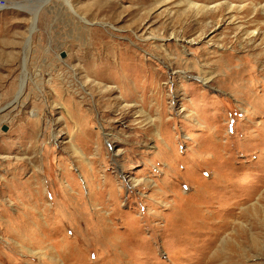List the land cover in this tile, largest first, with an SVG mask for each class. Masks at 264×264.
Returning a JSON list of instances; mask_svg holds the SVG:
<instances>
[{
    "label": "rangeland",
    "instance_id": "1",
    "mask_svg": "<svg viewBox=\"0 0 264 264\" xmlns=\"http://www.w3.org/2000/svg\"><path fill=\"white\" fill-rule=\"evenodd\" d=\"M3 1L0 264H264V0Z\"/></svg>",
    "mask_w": 264,
    "mask_h": 264
},
{
    "label": "bare ground",
    "instance_id": "2",
    "mask_svg": "<svg viewBox=\"0 0 264 264\" xmlns=\"http://www.w3.org/2000/svg\"><path fill=\"white\" fill-rule=\"evenodd\" d=\"M189 4H190V7H195V8H197V9H200V10H202V11H206L207 9H208V7H207V5H199V4H197V3H195L194 1H190L189 2ZM222 5V4H221ZM217 6H215V8H216ZM234 5H232V3L230 2V4H229V8L231 9V10H233L234 9ZM36 21V20H35ZM36 23V22H35ZM35 23H34V27H33V31L35 30ZM31 41V37L29 38V40H28V42H30ZM26 60V59H25ZM203 80H206V79H204V78H202ZM25 82H26V80L25 79H23V81H22V87H21V89H20V92H19V94L17 95V97L15 98V100H13L9 105H11V104H14L15 102L17 103V102H19V99H20V97H21V95H22V93H23V91H24V87H25Z\"/></svg>",
    "mask_w": 264,
    "mask_h": 264
},
{
    "label": "built area",
    "instance_id": "3",
    "mask_svg": "<svg viewBox=\"0 0 264 264\" xmlns=\"http://www.w3.org/2000/svg\"><path fill=\"white\" fill-rule=\"evenodd\" d=\"M0 6H2L1 8H6V4H5V2L3 1L2 3H1V5Z\"/></svg>",
    "mask_w": 264,
    "mask_h": 264
},
{
    "label": "crops",
    "instance_id": "4",
    "mask_svg": "<svg viewBox=\"0 0 264 264\" xmlns=\"http://www.w3.org/2000/svg\"><path fill=\"white\" fill-rule=\"evenodd\" d=\"M0 9H2V8H0Z\"/></svg>",
    "mask_w": 264,
    "mask_h": 264
},
{
    "label": "water",
    "instance_id": "5",
    "mask_svg": "<svg viewBox=\"0 0 264 264\" xmlns=\"http://www.w3.org/2000/svg\"><path fill=\"white\" fill-rule=\"evenodd\" d=\"M6 128V127H5Z\"/></svg>",
    "mask_w": 264,
    "mask_h": 264
}]
</instances>
